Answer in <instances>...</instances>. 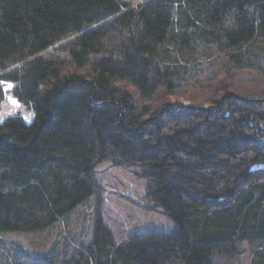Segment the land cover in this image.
Wrapping results in <instances>:
<instances>
[{"label":"trees","instance_id":"trees-1","mask_svg":"<svg viewBox=\"0 0 264 264\" xmlns=\"http://www.w3.org/2000/svg\"><path fill=\"white\" fill-rule=\"evenodd\" d=\"M0 233L43 231L138 166L175 223L51 264H264V0H0ZM187 96L191 104L171 102ZM13 264H48L26 255Z\"/></svg>","mask_w":264,"mask_h":264},{"label":"rangeland","instance_id":"rangeland-1","mask_svg":"<svg viewBox=\"0 0 264 264\" xmlns=\"http://www.w3.org/2000/svg\"><path fill=\"white\" fill-rule=\"evenodd\" d=\"M3 85L6 95L0 108V122L17 113L31 121L33 113L13 96L11 82ZM170 99L171 102L192 103L187 96L172 95ZM138 169V166L116 164L111 160L98 162L95 172L100 192L43 231L0 233V264H13L15 257L21 254L51 264L54 257L71 253L77 244L89 243L98 219L111 228L118 243L135 233L173 230L174 220L147 197L148 180L137 173ZM255 247L242 242L240 253L218 257L215 262L251 264Z\"/></svg>","mask_w":264,"mask_h":264},{"label":"water","instance_id":"water-1","mask_svg":"<svg viewBox=\"0 0 264 264\" xmlns=\"http://www.w3.org/2000/svg\"><path fill=\"white\" fill-rule=\"evenodd\" d=\"M10 83V82H9ZM11 85H14L12 82H11ZM4 86V85H3ZM22 115V114H21ZM23 116V115H22ZM24 117V116H23ZM264 167V164L263 163H256L254 165H252V169H258V168H263Z\"/></svg>","mask_w":264,"mask_h":264},{"label":"crops","instance_id":"crops-1","mask_svg":"<svg viewBox=\"0 0 264 264\" xmlns=\"http://www.w3.org/2000/svg\"><path fill=\"white\" fill-rule=\"evenodd\" d=\"M3 102H4V101H3ZM2 105H3V103H2ZM2 105H1V106H2ZM12 115H13V114H12Z\"/></svg>","mask_w":264,"mask_h":264},{"label":"snow or ice","instance_id":"snow-or-ice-1","mask_svg":"<svg viewBox=\"0 0 264 264\" xmlns=\"http://www.w3.org/2000/svg\"><path fill=\"white\" fill-rule=\"evenodd\" d=\"M13 103H16L15 101H13Z\"/></svg>","mask_w":264,"mask_h":264},{"label":"bare ground","instance_id":"bare-ground-1","mask_svg":"<svg viewBox=\"0 0 264 264\" xmlns=\"http://www.w3.org/2000/svg\"><path fill=\"white\" fill-rule=\"evenodd\" d=\"M19 108V107H18Z\"/></svg>","mask_w":264,"mask_h":264}]
</instances>
